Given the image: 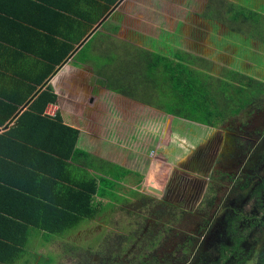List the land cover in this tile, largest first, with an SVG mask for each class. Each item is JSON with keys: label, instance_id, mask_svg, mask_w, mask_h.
Segmentation results:
<instances>
[{"label": "crops", "instance_id": "0c3cea01", "mask_svg": "<svg viewBox=\"0 0 264 264\" xmlns=\"http://www.w3.org/2000/svg\"><path fill=\"white\" fill-rule=\"evenodd\" d=\"M145 6L146 0H0V237L21 241L24 235V251L29 250L27 243L32 232L47 238L58 237L34 227L32 221L40 214L41 203L49 202L48 198L61 199L58 192L63 193L69 185L65 180H57L52 185L45 180L47 175L42 170L32 168L34 164L41 168L48 165L40 156L32 155L30 149L18 146L15 139L47 144L43 142V134L34 131L31 125L30 132L19 130V117L26 111L48 118L54 114L65 126L78 131L77 152L67 161L68 170L58 171L64 179L84 182L83 187L89 188L86 181L94 180L93 207L99 201L97 190L105 180L95 168V160L124 162L121 152L111 159L112 149L108 148L129 150L130 146H136L138 143H130L127 128L135 125L137 117L142 118L145 111L136 108L145 106L139 97L129 98L126 93L97 84V79L103 81L106 75V64L99 74L96 50L105 60L120 56L141 60L147 35L144 33ZM180 45L184 46L182 42ZM51 67L53 71L49 73ZM126 83L125 92L132 88L130 80ZM47 89L55 95L56 102L48 104L42 113L33 111V101ZM108 101L112 102L113 114ZM127 102L134 106L128 108ZM148 110L152 115L157 111L152 107ZM107 114L109 126L114 120L118 123L115 126L120 128L118 133L108 131ZM151 153L143 156L151 161L158 155ZM23 166H30L31 170ZM102 167L106 168L99 166L100 171ZM149 186L143 184L144 190ZM1 247V256L11 254L10 249ZM24 263L22 256L11 262H0Z\"/></svg>", "mask_w": 264, "mask_h": 264}, {"label": "rangeland", "instance_id": "374dc122", "mask_svg": "<svg viewBox=\"0 0 264 264\" xmlns=\"http://www.w3.org/2000/svg\"><path fill=\"white\" fill-rule=\"evenodd\" d=\"M224 3L239 5L234 6L238 12L243 8L244 10L241 12L256 14V17L260 15V18L257 21L253 19L248 29L245 28L248 24L243 28L239 25L240 22L231 24L227 17H217L215 9L219 10L224 6ZM206 4V0L199 2L198 0H146L143 18L146 22L144 33L147 35L143 48L144 53L149 54L146 58L144 55L139 61H133L125 56L114 58L112 61L105 60L98 54L95 49L96 45L92 47L94 51L96 50L98 59L96 60V71L99 74L102 73L103 64H106V75L103 81L98 78L97 84L102 83L114 91L126 93L129 98L139 97L145 103V106L136 107L145 109L144 116L142 118L138 116L137 123L127 128L130 143L138 144L134 147L130 146L129 150L119 148L117 150L115 146L108 148V150L112 149L111 155L109 153L111 159L117 152H121L125 156L124 162L109 163L102 162L100 159L95 160V168L105 178L98 190L96 199L99 201L93 204L96 214L91 219H81L74 227L58 237L47 238L41 232H39L41 234L32 232L27 243L29 250L23 251L21 255L22 258L25 257L24 264H79L91 262L92 259V264H140L137 258L134 262L129 259L131 257L123 260L121 256L128 247L125 248V251L120 252L117 243L120 237L125 238L126 242L132 240L131 236L133 231L137 232V225L144 226L147 224L144 218H153L155 206L150 205L149 202V206H147V200L142 199L152 197L162 199L169 196L171 198L174 195L178 198L184 194L183 198L190 196L186 190L180 187L177 174L184 180L200 176L197 173L200 165L196 156L199 157L202 138L207 129L206 126L190 123L175 115L165 114L166 100L160 95L164 89L157 86L158 84L153 86L151 83H146L144 79L146 60L151 54H158L234 85V82L237 83L238 80L235 70L236 60L241 58L251 60L252 57L250 52L253 48L242 36L249 34L253 38L258 37L260 41L264 40V18H262L264 17V2L261 0H209V6L207 5V9H204ZM234 27L238 30H232L235 29ZM209 28V34L208 31L203 34V31ZM228 28L231 29V32ZM238 31L242 33L239 34ZM150 39H153L152 43H150ZM181 42L184 46L180 45ZM180 47H182L181 56L177 54ZM244 55L248 56L244 57ZM138 64L141 66H137ZM248 71L242 70L241 74L245 76ZM129 80L132 88H128V91L125 92L124 90L128 87L126 82ZM213 85L215 87L212 89V93L220 84ZM205 88L207 89L206 86ZM218 105L223 110L226 103L219 100ZM107 106L110 108V113L113 114L112 102L108 101ZM133 106L134 104L127 102L128 108ZM151 107L157 110L154 115L151 110H148ZM227 107L233 109L231 106ZM106 123L109 132L118 133L117 131L120 130L115 127L118 125L116 120L109 126L108 114ZM119 124L122 123L119 122ZM167 125H170L171 128L163 140L162 135ZM108 131H106V135H111L110 138H112V134ZM101 148L103 149V146ZM150 152H154L156 155L158 153L151 161L143 156ZM188 157L194 159L188 161ZM102 165H105L106 168L102 167L103 170L100 171L99 166ZM202 179H206V177H202ZM212 180L218 182V178L212 177ZM143 184L157 188L161 191V195L152 194L148 191V187L145 191ZM226 185L225 183L224 186ZM103 192H105V196L101 195ZM143 201L146 202V205H141ZM248 207L246 206L245 210L248 211ZM221 215L222 213L219 214V217ZM159 220L165 221V217ZM181 226H184L186 230L183 222ZM188 228L192 229V225ZM174 232L172 230L164 232L163 243L160 245L164 251L157 249V262H152L148 257V261L142 264L175 263L172 255L176 254L175 251H178L181 244L173 246L174 238H180V232L177 237H174ZM253 239H260V242L262 239L264 240L260 236L253 237ZM259 241H254L248 248L245 247L246 250L242 259L239 260V264H253L255 256L258 257L256 262L263 264L261 259L264 252L259 250L261 245ZM248 242L246 239V243ZM150 250L144 247L142 251L146 255L149 253L154 255L156 249ZM181 260L183 258L179 261Z\"/></svg>", "mask_w": 264, "mask_h": 264}, {"label": "flooded vegetation", "instance_id": "af4514ba", "mask_svg": "<svg viewBox=\"0 0 264 264\" xmlns=\"http://www.w3.org/2000/svg\"><path fill=\"white\" fill-rule=\"evenodd\" d=\"M206 3L204 9L209 6V0ZM248 26L250 24L245 28ZM209 30L205 29L203 34L207 31L209 34ZM242 37L253 50L251 60H236L238 80L234 82L233 109L229 108L215 127L206 126V132H211H205L199 157L196 156L200 176L184 180L176 173L180 187L190 196L142 199L147 200V206L149 203L155 206V212L152 219L144 218L147 224L137 225L132 240L126 242L120 237L118 250L123 252L128 247L121 256L123 260L131 257L129 259L134 262L137 258L142 264L150 257L156 263L157 249L164 251L160 246L163 234L170 230L175 231L174 237L180 232V238H174L173 246L181 245L172 255L173 264H239L245 247L260 240L253 237L264 238V40L249 34ZM242 70H249L248 74L242 75ZM240 88L242 90L236 96V90ZM193 159L188 157V161ZM212 177L218 178V182ZM145 201L141 205H146ZM246 206H249L248 211ZM162 217L165 221L159 220ZM182 222L186 230L181 226ZM190 225L192 229L188 228ZM260 243L259 250L264 252V240ZM144 247L150 251L156 249L154 255L144 254ZM181 258L183 260L179 261ZM92 260L79 264H92ZM257 260L255 256L253 264H258Z\"/></svg>", "mask_w": 264, "mask_h": 264}, {"label": "trees", "instance_id": "16d2710c", "mask_svg": "<svg viewBox=\"0 0 264 264\" xmlns=\"http://www.w3.org/2000/svg\"><path fill=\"white\" fill-rule=\"evenodd\" d=\"M224 6L227 8L225 9ZM224 6L219 8V10L215 9L217 17H227L231 24L240 22L239 25L242 28L246 24L249 25L250 22H253V19L257 21L260 18V15L256 17V14L252 15V13L245 14L241 12L244 10L243 8L240 10L241 14L234 7L239 5L224 3ZM211 11L214 12V10ZM206 15L209 16V14ZM235 29L238 30V28ZM178 51L177 54L181 56V52ZM148 54L147 52L145 53V58ZM56 63H60V60ZM52 71L53 68L51 67L49 73ZM144 79L146 83H151L153 86L158 84L157 86L164 89L163 92H160V95L166 100L164 104L166 115H175L197 125L210 127L218 125L227 113L226 111L229 110L227 106H231L234 99V85L220 79H215L200 70L174 60L166 59L158 54H151L149 59L146 60ZM213 84H220L218 88L214 89V93H212V89L215 87ZM241 90L242 88L236 90V96L239 95L238 91ZM219 100L226 103L224 110L219 108ZM55 102V95L49 89L44 90L33 101L32 110L42 113L48 104H54ZM19 118V130L30 132L29 125H31L34 131L43 134V142L47 144L41 145L39 141L29 142L23 139H15V143L18 146L30 149L32 155L40 156L46 160L48 165V168H41L34 164L32 168L37 171L42 170V173L47 175L45 176V180L52 185L57 180H65L69 185L66 186V190L63 193L58 192L61 199L48 198L49 202L41 203L40 214L32 221L34 227L50 235H61L71 227H74L81 219H89L96 214V209L92 207L91 203V197L96 193L94 180L86 181L90 184L89 188L83 187L82 184L84 182L76 183L70 179H64L60 177L58 171L59 169L63 172L68 170L67 161L77 152L75 145L78 139V131L65 126L57 115L54 118L40 117L26 111ZM23 167L29 169V171L31 170V168H28L30 166ZM101 195L105 196V192ZM33 202L35 203V200ZM32 208L35 210V205ZM35 212L38 213L37 210ZM16 225L20 227V224ZM23 236L21 237V241L6 236L0 237V247L3 246L1 248L11 250V254L7 257L0 255V262H11L14 258H18L23 254L26 241V237L24 238ZM261 261L264 264V256Z\"/></svg>", "mask_w": 264, "mask_h": 264}, {"label": "water", "instance_id": "95a60500", "mask_svg": "<svg viewBox=\"0 0 264 264\" xmlns=\"http://www.w3.org/2000/svg\"><path fill=\"white\" fill-rule=\"evenodd\" d=\"M171 128V126L167 125L166 128L164 129V133L162 135V139L164 140L166 138V136L168 135L167 133L169 132L168 130ZM148 191H150L151 193L153 194H156V195H161V191L158 190L157 188L153 187V186H149L148 187Z\"/></svg>", "mask_w": 264, "mask_h": 264}, {"label": "built area", "instance_id": "2783aa9c", "mask_svg": "<svg viewBox=\"0 0 264 264\" xmlns=\"http://www.w3.org/2000/svg\"><path fill=\"white\" fill-rule=\"evenodd\" d=\"M48 117H50V116H48ZM55 116H54V114H53V116H52V118H54Z\"/></svg>", "mask_w": 264, "mask_h": 264}]
</instances>
